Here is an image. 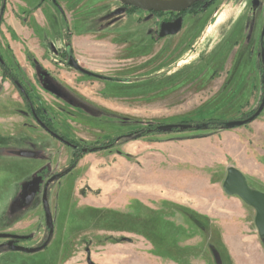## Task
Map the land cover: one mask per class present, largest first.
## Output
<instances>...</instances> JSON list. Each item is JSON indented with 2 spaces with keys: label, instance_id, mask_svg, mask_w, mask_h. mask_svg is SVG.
<instances>
[{
  "label": "rangeland",
  "instance_id": "rangeland-1",
  "mask_svg": "<svg viewBox=\"0 0 264 264\" xmlns=\"http://www.w3.org/2000/svg\"><path fill=\"white\" fill-rule=\"evenodd\" d=\"M255 1L259 5L254 7ZM18 2L25 16H31L35 7L47 16L53 35L47 39L59 48L68 33L100 29L104 16H121L109 27L112 30L140 23L141 31L135 45L127 42L121 50L107 41L95 44V52L85 56L83 66L115 83L91 80L65 68L57 75L60 81L52 77L79 102L71 106L47 92L39 83L41 68L29 55L22 61L16 58L0 32L7 66L36 97V104L49 112L59 133L90 148L118 137L110 149H90L73 160L71 150L31 125L19 90L2 79L0 69V233L31 232L35 241L28 245H40L48 237L43 195L23 206L22 186L40 167L42 172L51 171L48 178L73 164L72 172L48 189L54 222L61 204L71 207L69 232L99 231L107 237L99 243L118 245L108 252H130L119 246L130 241L136 246L137 264H232L230 255L251 252L256 242L247 236L255 235V211L227 195L223 183L227 170L235 167L244 171L251 188L264 193L257 182L264 174V130L255 135L258 129L248 125L182 132L157 128L185 121L197 125L245 120L255 114L264 96L258 54L264 1L218 0L199 15L202 19L188 17L180 34L163 40L152 39L151 33L169 15L129 11L116 0ZM120 35L129 42L134 37L131 32ZM256 122L264 123V111ZM151 126L153 132L147 133ZM32 148L39 160L15 154ZM75 190L104 210L84 209L71 194ZM130 192L138 195L137 200L127 209L114 207L115 196ZM49 251L26 254L3 248L0 264H46L53 252ZM248 258L245 264H263L253 251Z\"/></svg>",
  "mask_w": 264,
  "mask_h": 264
},
{
  "label": "flooded vegetation",
  "instance_id": "flooded-vegetation-1",
  "mask_svg": "<svg viewBox=\"0 0 264 264\" xmlns=\"http://www.w3.org/2000/svg\"><path fill=\"white\" fill-rule=\"evenodd\" d=\"M3 1H4V4L2 3V6L0 7V32L2 33V37L5 38L3 28L6 27L7 32H10L11 30L7 27V24H6V18H5L6 3H5V0H3ZM116 1L119 2L121 4V6H123L125 9H127L129 11H133V12L144 11L142 9H137V8L132 7V6H125L120 1H118V0H116ZM217 1L218 0H200L199 2L194 4L190 9H188L187 11L181 12V13H172V12L155 13V12H151V11H145V12H148V13L153 14V15H161V17H164V15H169V18L164 19L159 24V27L157 26V28L153 29V31L151 33L153 35V37H151V38L153 39L154 36L156 38H158L159 40L168 39V38H175L178 34H180V32H182L184 30V27H185V24L187 21L186 19L188 17H192L194 19H202L204 16H199V15L202 13L204 14L205 11L206 12L209 11L211 9V7ZM245 1H247V0H245ZM251 2L253 3L254 0H249L248 3H251ZM53 3H54L53 5L57 4L55 2V0H53ZM228 5H230V4H228ZM258 5H259V2L255 1L254 7L258 6ZM231 6H234V5H231ZM59 9L63 13L60 6H59ZM63 14L65 16V13H63ZM191 15H194V16H191ZM120 17L121 16H104L102 18H104L106 20L105 25H103L98 30H89V31H86L84 33H86V34H100L101 36L114 34V35H117V38L113 39V41H112L113 44H116L118 42L121 44H128V43L131 44L132 43L135 45L137 35H139V32L141 31L139 29L140 23H134L133 24L134 27H131L129 29H125L124 31H120L117 29L112 30L109 28V27L113 26V24H115L116 22L120 21L121 20ZM131 17H133V16H131ZM65 18L67 20V23L69 24V21H70L69 16H65ZM179 18H182V26H181L180 32L176 35H173V36L169 35L165 38H161L160 32H161L162 25L164 23L175 22ZM246 20H247V17L244 16V22ZM22 21H24V20L22 19ZM138 21H139V19H138ZM259 26H260V32L258 34V37H259L258 38V48H259L258 54H259V68H260L261 74H262V86H263V82H264V16H262L260 18V25ZM187 30H189V27H187ZM68 32H70V31H68ZM93 32H95V33H93ZM128 32H131V34L134 36L133 39L130 40L131 42H129L128 39L126 40L124 36L120 35V33L128 34ZM146 33L148 34V30ZM77 35H79V34L78 33H71V34L68 33L66 35V43L64 44V46L62 48L55 47L54 42L49 41L47 44L45 55L43 56L42 60H39L33 54L27 52V55H29L32 58L33 64L35 66H38L39 68H41V70L38 73L39 83L52 96H55L57 99H60V100H65L66 102H68V104L70 106H71V104L73 105V104L79 103V102L75 98H73V96L71 94L63 91L60 88V86L57 87V85L55 84L56 82L52 80V77H53V79L56 78L57 80L60 81V78L57 77V75L59 73L63 72L62 68H65L66 70H72L74 73H76L78 75H82L85 78H88L91 80H100V81H105V82H109V83H115V81H117V80H114L110 77L98 74V73H96V71H91L90 69H87L85 66L82 65V62H80V60L77 58V56L75 54V49H74V40L73 39ZM0 40H2L1 34H0ZM114 40H117V42ZM122 40H124V41H122ZM125 40H126V42H125ZM150 41H152V40L150 39ZM6 45H7L6 48H9L8 43H6ZM114 46H116V45H114ZM3 47H5L4 44H3ZM71 62L76 63L79 66V68L70 66ZM0 69H1V73H2V79L9 80L19 90L20 96H21L23 102L25 103V106L27 107L28 115L32 119V122L34 123L31 125L33 127L39 128L44 134H46L50 138L58 141L65 148L71 150L73 155H74L73 160H75L77 156H79L81 154H85L90 149H92V152H98L102 149H110L112 145L116 144L118 137H116V138L114 137L110 141L107 140V142H105L101 146H93L92 148H90V147L82 145V144H80V143H78L72 139L67 138L66 136H64V134L59 133L57 131V129L55 128L51 117L49 116V112L45 108H43L41 106V104H36V101H34V100H36V97H34V95H32L28 90H26V88H24V86L17 80L14 72H12L11 69L7 66V62L5 61L4 54H3V51L1 48H0ZM82 69L85 71L91 72L94 75L87 74ZM98 76L106 77L107 79H102L101 77H98ZM48 88L54 89L55 92L58 93V95L49 91ZM263 92H264V87H263ZM72 108H74V107L72 106ZM83 110H85V109H83ZM88 112H89V110H88ZM91 114H92V112H91ZM26 125L27 124H24L22 126H26ZM6 127H4V129L8 128V127L7 128ZM152 129L153 128L150 127V128H148V130L146 132L147 133L153 132ZM131 135H133V134H128L127 137H130ZM22 153H27V154H30L32 156L26 157V156H23ZM15 154L18 156H22V157H26V158H34V159H38V160L41 158V157L37 158L38 151H36L34 148H32L30 150H26V149L19 150V151L15 152ZM72 165L70 167H72ZM70 167L64 171H61L60 173H54L53 175H51L48 178H47V176L50 174L51 171L49 172V170H48V172H45V171L42 172V167L35 170L33 172V176L31 178V180L22 186V189H21L22 196L25 197L31 193H34V192H35L36 196L39 195L40 193H42V195H43L46 184L52 178H54L58 175H62V177H64L65 175L72 172ZM55 181H57V180H55ZM55 181H53V182H55ZM50 185H49V187H50ZM43 211H44V208H43ZM44 214H45V211H44ZM51 214H52V220H53V225H54V216H53L52 210H51ZM255 216H256V212H255ZM45 222H46V232H48L47 234L49 237V225L47 224L46 214H45ZM254 224H255V218H254ZM257 233H258V230H257ZM0 235H4V237H0V241H1L0 242V250L3 248H7V249L11 250V248L9 246L10 243L12 245L25 247V248H40L48 240V237H47L46 239H43L40 242V245H36L35 247H31V245H28V244H31L35 241V239H34L35 237H34L33 233H31V232L30 233L2 232V233H0ZM53 235H54V232H53ZM53 235L51 237V240L53 238ZM258 237L261 241V244H263V246H264V241L261 240L259 234H258ZM5 251H8V250H5ZM12 252L24 253V252H19V251H12ZM26 254H28V253H26Z\"/></svg>",
  "mask_w": 264,
  "mask_h": 264
},
{
  "label": "crops",
  "instance_id": "crops-1",
  "mask_svg": "<svg viewBox=\"0 0 264 264\" xmlns=\"http://www.w3.org/2000/svg\"><path fill=\"white\" fill-rule=\"evenodd\" d=\"M18 6H20L18 0H7L5 18L7 27L11 31L7 34V32H5L6 30L3 28L6 41L10 48L14 51L16 58H18L20 61H22L23 57L26 58L27 52L33 54L39 60H42L49 42L47 37L53 36L50 35L51 25L48 21V18L47 16H41V11L36 10V7L34 8V11H32L33 13L31 16H25L24 13L26 11L22 13ZM23 6V9L28 10L26 3H24ZM22 19L24 21H22ZM43 33L45 34L43 35ZM115 38H117V35L114 34L101 36L100 34L83 33L77 35L73 39L75 54L80 62L83 63L85 56H87L89 53L93 54L95 52V44H105L107 41L109 44H111ZM114 41L117 42V40ZM117 43H112L113 45H111H116L114 47H119L121 50L126 47L124 44ZM256 120L248 124V126L257 128L258 130L255 135H260L259 132L261 133L264 130V123L256 122ZM245 151H248V149L246 148ZM239 170L244 174L243 170ZM258 179L259 180H257V182L264 186V174L262 172L258 176ZM262 191H264V189ZM71 194H74L73 197H78L80 199L82 204L81 206H83L84 209H92L94 212H99L105 208L104 206L95 204V202L92 200H90V202L77 190L71 192ZM60 197H62V195H60ZM115 197L116 200L113 202V204H115L114 207L119 209H127L133 203V201L137 200L138 195L132 194L130 192V194H126L125 196L120 194ZM56 213L57 219L54 222L55 226L53 238L46 248L39 251V253L50 252L49 250L53 251L47 256L46 264H137L138 256L135 251L136 246L130 243V241H125L124 244H120L119 246L122 248H129L130 250L132 249V252H108L109 250L115 251L118 245H113L110 242L105 244L103 243L104 245L99 243L105 240L106 237L103 236L104 234H101L99 231L94 232V235H91L87 232L80 233L78 229L75 231V233L72 231L69 232V227L72 223H70L68 220V213H72L71 207L67 208L61 204V206H59V210H57ZM85 237L88 238V240H84ZM241 237L243 238V235ZM247 237H251L253 242H256L252 251L256 253L257 257L263 261L264 264V246L260 242L256 227L255 235H250ZM116 238L117 237H115V239ZM129 238L132 239L131 236ZM230 238L231 237H229V239ZM229 239L228 241H230ZM50 247L52 248L50 249ZM99 251H104V254H102L103 256H101V252L99 253ZM233 251L235 252V248H233ZM251 252H240V257L239 255H236V253L235 256L233 254L230 255L232 264H245L246 261H249L248 256L251 254ZM97 254L101 257L99 258Z\"/></svg>",
  "mask_w": 264,
  "mask_h": 264
},
{
  "label": "water",
  "instance_id": "water-1",
  "mask_svg": "<svg viewBox=\"0 0 264 264\" xmlns=\"http://www.w3.org/2000/svg\"><path fill=\"white\" fill-rule=\"evenodd\" d=\"M125 6H132L137 9H142L144 11H151L155 13H181L190 9L194 4L199 2L200 0H118ZM182 26V18L177 19L175 22L172 23H164L161 27L160 37L165 38L169 35L173 36L180 32ZM70 66L78 67L79 66L71 62ZM83 70V69H82ZM87 74H92L91 72L83 70ZM101 77V76H98ZM102 79H107L106 77H101ZM109 79V78H108ZM264 87V82H263ZM49 91L58 95L54 89L48 88ZM264 110V97L262 102L258 108V110L253 114L251 117L245 120H236V121H228L223 122V130H231L243 127L255 121L260 114ZM176 128L180 129H195V130H205L208 128L206 123L197 124L194 126H186L185 125H178V124H170V125H162L159 126L157 129L159 131H172ZM23 156L29 157L32 156L27 153H22ZM62 177V175H58L52 178L45 186L44 193H43V208L46 214L47 224L49 225V237L45 244L40 248H25L20 246L9 244L12 251H19L28 254H33L38 251L43 250L50 242L51 237L54 232V225L52 220L51 209L48 200V188L49 185ZM223 189L225 193L229 196H236L242 200L244 204L252 208L256 212L255 216V226L258 230V234L261 240L264 241V193L258 190L251 188L247 182L245 175L235 167H231L227 170V176L223 183ZM36 194L31 193L25 197H23L22 205L28 206L33 199L35 198ZM0 237H4V235H0Z\"/></svg>",
  "mask_w": 264,
  "mask_h": 264
},
{
  "label": "trees",
  "instance_id": "trees-1",
  "mask_svg": "<svg viewBox=\"0 0 264 264\" xmlns=\"http://www.w3.org/2000/svg\"><path fill=\"white\" fill-rule=\"evenodd\" d=\"M207 125H208V128H217V129H220V128H224L223 127V125H222V123L223 122H220V121H209V122H205ZM178 125H185V127L186 126H194V125H196L195 123H193V122H181V123H179ZM218 126V127H217ZM151 127H153V126H151ZM207 128V129H208ZM207 129H205V130H207ZM185 130H188V131H202V130H195V129H192V130H190V129H180V128H176V129H174V130H172L173 132H182V131H185ZM157 131H159V130H157Z\"/></svg>",
  "mask_w": 264,
  "mask_h": 264
}]
</instances>
